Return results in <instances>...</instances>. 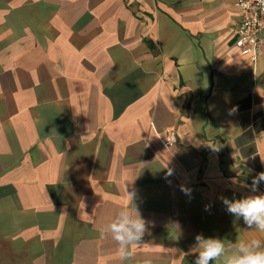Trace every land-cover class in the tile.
<instances>
[{
	"label": "crops",
	"instance_id": "crops-1",
	"mask_svg": "<svg viewBox=\"0 0 264 264\" xmlns=\"http://www.w3.org/2000/svg\"><path fill=\"white\" fill-rule=\"evenodd\" d=\"M236 2L0 0V264H194L198 234L223 264L264 242L220 200L264 194V53L235 48ZM133 190L147 230L122 260L101 229Z\"/></svg>",
	"mask_w": 264,
	"mask_h": 264
},
{
	"label": "clouds",
	"instance_id": "clouds-1",
	"mask_svg": "<svg viewBox=\"0 0 264 264\" xmlns=\"http://www.w3.org/2000/svg\"><path fill=\"white\" fill-rule=\"evenodd\" d=\"M171 174V173H169ZM264 184V172L256 174L249 185V190L257 192L259 186ZM180 190L185 194H191V190L181 185ZM130 205L122 208L119 212V221L108 224L101 229L102 236L111 234V238L118 244V253L122 260L132 257L130 247L140 244L146 232L147 222L142 218L136 199L135 190L129 192ZM220 200L226 206V211L237 220L243 219L250 228L264 232V194L252 195L239 200H229L221 196ZM208 210V206L206 209ZM195 245L200 248L195 257L194 264H218L221 257L225 256V244L216 238H204L201 234L196 235ZM236 251L224 259L223 264H264V242L260 239H252L247 242L237 241L233 244ZM142 264H152L151 259H145Z\"/></svg>",
	"mask_w": 264,
	"mask_h": 264
},
{
	"label": "built area",
	"instance_id": "built-area-1",
	"mask_svg": "<svg viewBox=\"0 0 264 264\" xmlns=\"http://www.w3.org/2000/svg\"><path fill=\"white\" fill-rule=\"evenodd\" d=\"M236 6L241 16L235 27V48L243 55L264 53V0H237ZM175 143L176 138L171 132L160 139L164 149L172 148Z\"/></svg>",
	"mask_w": 264,
	"mask_h": 264
}]
</instances>
